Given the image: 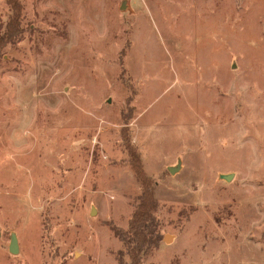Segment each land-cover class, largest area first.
Returning a JSON list of instances; mask_svg holds the SVG:
<instances>
[{
	"label": "rangeland",
	"instance_id": "obj_1",
	"mask_svg": "<svg viewBox=\"0 0 264 264\" xmlns=\"http://www.w3.org/2000/svg\"><path fill=\"white\" fill-rule=\"evenodd\" d=\"M20 2L0 40V264H122L114 227L141 193L125 136L159 202L146 264H264V0ZM10 15L0 0V38Z\"/></svg>",
	"mask_w": 264,
	"mask_h": 264
},
{
	"label": "trees",
	"instance_id": "obj_2",
	"mask_svg": "<svg viewBox=\"0 0 264 264\" xmlns=\"http://www.w3.org/2000/svg\"><path fill=\"white\" fill-rule=\"evenodd\" d=\"M11 8L8 26H12L11 34L5 33L0 40L13 41L22 32L18 26L22 15L20 0H7ZM125 146L129 155V162L135 176L141 184L135 210L127 229L114 227L117 237L123 244L119 251L122 264H146L145 257L159 246L161 241L160 220L157 216L159 202L155 196V180L145 171L140 153L125 136ZM126 257L129 259L126 261Z\"/></svg>",
	"mask_w": 264,
	"mask_h": 264
},
{
	"label": "water",
	"instance_id": "obj_3",
	"mask_svg": "<svg viewBox=\"0 0 264 264\" xmlns=\"http://www.w3.org/2000/svg\"><path fill=\"white\" fill-rule=\"evenodd\" d=\"M127 6V0H123L121 4V9H124ZM181 168V160L178 161V164L176 166H169V171L171 173L176 172ZM222 178H225L226 180H230L233 177V173L230 174H221ZM94 212V210H93ZM1 233V231H0ZM170 237H167V240H169ZM9 251L13 254H18L20 251V245H19V240L17 233L12 232L10 236V243H9Z\"/></svg>",
	"mask_w": 264,
	"mask_h": 264
},
{
	"label": "crops",
	"instance_id": "obj_4",
	"mask_svg": "<svg viewBox=\"0 0 264 264\" xmlns=\"http://www.w3.org/2000/svg\"><path fill=\"white\" fill-rule=\"evenodd\" d=\"M181 167H182V161H181ZM181 169V168H180Z\"/></svg>",
	"mask_w": 264,
	"mask_h": 264
}]
</instances>
